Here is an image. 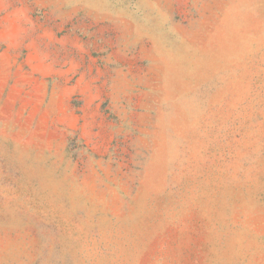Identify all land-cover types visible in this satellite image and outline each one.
<instances>
[{
  "label": "rangeland",
  "instance_id": "1",
  "mask_svg": "<svg viewBox=\"0 0 264 264\" xmlns=\"http://www.w3.org/2000/svg\"><path fill=\"white\" fill-rule=\"evenodd\" d=\"M0 264H264V0H0Z\"/></svg>",
  "mask_w": 264,
  "mask_h": 264
}]
</instances>
